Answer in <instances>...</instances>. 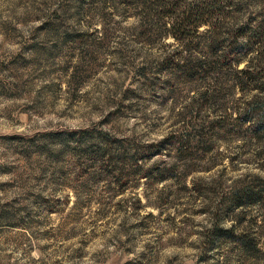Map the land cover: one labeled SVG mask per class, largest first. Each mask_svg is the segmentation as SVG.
<instances>
[{"label": "rangeland", "instance_id": "1", "mask_svg": "<svg viewBox=\"0 0 264 264\" xmlns=\"http://www.w3.org/2000/svg\"><path fill=\"white\" fill-rule=\"evenodd\" d=\"M0 264H264V0H0Z\"/></svg>", "mask_w": 264, "mask_h": 264}, {"label": "trees", "instance_id": "2", "mask_svg": "<svg viewBox=\"0 0 264 264\" xmlns=\"http://www.w3.org/2000/svg\"><path fill=\"white\" fill-rule=\"evenodd\" d=\"M201 8V7H200ZM198 8H186V9H180V10H172L168 11L165 14L170 18V21L168 23V35L174 37L175 40L180 41L182 43H188L196 36H198L200 28L204 25H209L210 21L206 17V12ZM226 56V54H224ZM200 60L198 61V63ZM203 62V61H202ZM178 64H184L181 62H178ZM182 67H185L186 72L189 74L190 77L194 78L195 76L199 75L201 71L205 70V67L202 65L192 66L188 67L187 65H183ZM142 177H147L148 174L144 173L142 174ZM221 232L230 233V229H220ZM238 237L241 242L245 245H247V241H245L243 233L238 234Z\"/></svg>", "mask_w": 264, "mask_h": 264}]
</instances>
